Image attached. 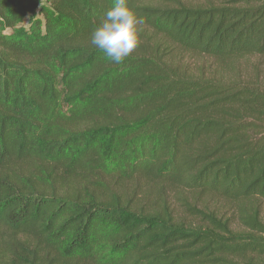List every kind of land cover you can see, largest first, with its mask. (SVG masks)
Wrapping results in <instances>:
<instances>
[{"label":"trees","instance_id":"obj_1","mask_svg":"<svg viewBox=\"0 0 264 264\" xmlns=\"http://www.w3.org/2000/svg\"><path fill=\"white\" fill-rule=\"evenodd\" d=\"M127 2L0 0V264H264V0Z\"/></svg>","mask_w":264,"mask_h":264},{"label":"clouds","instance_id":"obj_2","mask_svg":"<svg viewBox=\"0 0 264 264\" xmlns=\"http://www.w3.org/2000/svg\"><path fill=\"white\" fill-rule=\"evenodd\" d=\"M145 21L127 0H113L103 22L91 33V44L116 64L128 58L141 42Z\"/></svg>","mask_w":264,"mask_h":264},{"label":"rangeland","instance_id":"obj_3","mask_svg":"<svg viewBox=\"0 0 264 264\" xmlns=\"http://www.w3.org/2000/svg\"><path fill=\"white\" fill-rule=\"evenodd\" d=\"M187 3H201V4H208V3H213V4H220L222 2H227L228 0H185ZM183 57L187 60H190L191 63L193 64L194 67H197L198 65H204V66H209L212 69L217 67V62L214 60H211L209 58H204L203 56H199L196 54H189V53H185ZM246 61H250L251 63H257L256 59H248ZM245 61V62H246ZM239 64V61L238 63ZM239 65H243L244 69H247V73H251L253 75V70H251L250 65L247 64H239ZM259 75L262 76L264 78V58L260 61L259 63ZM195 197V196H194ZM200 200L197 201L200 204H203L206 208L210 209V210H217L219 208H221L223 211H226V216H231L230 214H233L234 211L229 208L228 206H223L222 202L212 198L210 196H200ZM228 209V210H227ZM262 209L264 210V206H262ZM233 219V218H232ZM235 228H238V225L235 224L234 225Z\"/></svg>","mask_w":264,"mask_h":264}]
</instances>
